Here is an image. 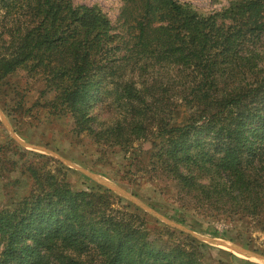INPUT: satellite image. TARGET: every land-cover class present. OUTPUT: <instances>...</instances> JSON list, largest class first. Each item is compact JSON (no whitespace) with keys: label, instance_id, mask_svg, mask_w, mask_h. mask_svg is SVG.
<instances>
[{"label":"trees","instance_id":"obj_1","mask_svg":"<svg viewBox=\"0 0 264 264\" xmlns=\"http://www.w3.org/2000/svg\"><path fill=\"white\" fill-rule=\"evenodd\" d=\"M120 1L112 21L74 0H0V96L19 79L11 111L35 92L27 112L69 118L72 137L103 153L149 142L133 174L180 212L264 220V0L212 15L178 0ZM6 147L0 170L34 187L0 212V264H206L207 245L151 227L99 187L74 191L53 159L19 165Z\"/></svg>","mask_w":264,"mask_h":264},{"label":"rangeland","instance_id":"obj_2","mask_svg":"<svg viewBox=\"0 0 264 264\" xmlns=\"http://www.w3.org/2000/svg\"><path fill=\"white\" fill-rule=\"evenodd\" d=\"M74 1L88 6L97 5L112 21L117 20L122 5L120 0ZM178 1L189 4L201 15H212L234 0ZM20 87L21 81L12 79L0 96V147L7 146L5 150L8 151L7 156L11 160L17 161L19 165L27 160L37 161L39 156L55 160L66 172V178L74 191H90L99 187L120 198L121 203L129 206L130 210L142 216L146 215L151 227L168 226L207 245L206 250L203 251L206 264H219V262L264 264L253 257L196 238L199 236L203 239L222 241L264 257V220L249 222L234 218L230 221H212L197 216L192 210L180 212L177 205L172 200H165L159 190L146 178L137 173L133 174L135 170L130 166L131 160L138 157L146 163L151 150L149 142L140 147L141 153L137 151L125 154L118 150L103 153L101 148L93 146L89 141L80 142L72 137L69 118L51 117L46 112L36 109L27 112L37 97L35 92L29 93L24 98V111H11L18 108V98L14 97V91L20 90ZM12 153H16V156ZM20 155H23V159H20ZM50 167L54 169L56 164ZM16 180L19 181L18 184H12V181ZM101 182L126 191L138 203L178 227L168 225L128 199L109 190ZM33 187L34 184L28 177H22L16 171L9 173L4 169L0 170V212L12 208L22 198L28 196ZM179 216L183 217L185 222H180Z\"/></svg>","mask_w":264,"mask_h":264},{"label":"water","instance_id":"obj_3","mask_svg":"<svg viewBox=\"0 0 264 264\" xmlns=\"http://www.w3.org/2000/svg\"><path fill=\"white\" fill-rule=\"evenodd\" d=\"M101 184L105 185L109 190L121 195L122 197L128 199L129 201H131L132 203H134L135 205L141 207L142 209H144L145 211L149 212L150 214H152L153 216L157 217L158 219H161L162 221H164L165 223H167L168 225H172L174 227H178L174 224H172L171 222H169L168 220L164 219L162 216H160L159 214H157L156 212L152 211L151 209L141 205L140 203H138L136 200H134L131 195L129 193H127L126 191L118 188V187H113L111 185H108L106 183H103L101 182ZM180 228V227H179ZM181 229V228H180ZM184 230V229H183ZM197 239H199L200 241H204V242H207V243H210V244H214V245H217V246H220V247H225V248H228L234 252H237V253H242L248 257H253L255 259H258L260 261H262L264 263V257L263 256H260L256 253H253V252H250V251H247V250H244L242 248H239V247H233L231 245H228L227 243L225 242H222V241H216V240H212V239H203L199 236H196Z\"/></svg>","mask_w":264,"mask_h":264}]
</instances>
